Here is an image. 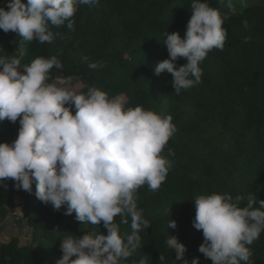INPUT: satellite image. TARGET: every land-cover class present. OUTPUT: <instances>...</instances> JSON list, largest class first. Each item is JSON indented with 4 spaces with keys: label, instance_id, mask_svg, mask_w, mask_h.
Returning <instances> with one entry per match:
<instances>
[{
    "label": "trees",
    "instance_id": "1",
    "mask_svg": "<svg viewBox=\"0 0 264 264\" xmlns=\"http://www.w3.org/2000/svg\"><path fill=\"white\" fill-rule=\"evenodd\" d=\"M58 78L0 107V264H264V0H0V95Z\"/></svg>",
    "mask_w": 264,
    "mask_h": 264
},
{
    "label": "rangeland",
    "instance_id": "2",
    "mask_svg": "<svg viewBox=\"0 0 264 264\" xmlns=\"http://www.w3.org/2000/svg\"><path fill=\"white\" fill-rule=\"evenodd\" d=\"M142 53L143 52H139V54ZM24 70L25 73L31 72L28 69ZM82 86L83 85L74 78H58L52 85L51 90L49 92L43 93L41 97V104L39 106H33L30 101H21L12 96L0 95V107L10 105L16 111L20 128L23 134H26L28 129L38 122L50 121L60 125L63 120L57 118L56 115L52 114L51 112L46 111L43 108V105L53 99L54 96L58 93L64 94L68 98H72ZM122 102H124L123 99L122 101L120 100V103L117 101H113L112 104L114 107H117L120 106ZM31 146L32 142L28 138L22 137L18 142L9 145L8 149L12 152L16 160H20L25 164V179L27 183H29L30 185H34L37 167L32 161L34 151L32 150ZM33 192L34 189L31 188L30 193L33 194ZM22 208H24V211L22 210ZM25 211V202L20 199L17 202L13 213V215L20 219H15L13 221L12 219L8 218L6 220L7 223L5 225L7 227L5 226L4 231L0 233V242H9L12 235L18 234V236H20V243L22 245L30 243L31 234L27 231L25 223L26 218L22 217L25 215Z\"/></svg>",
    "mask_w": 264,
    "mask_h": 264
}]
</instances>
